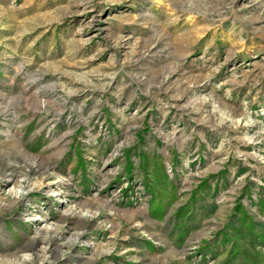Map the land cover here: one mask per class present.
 <instances>
[{
    "label": "rangeland",
    "instance_id": "obj_1",
    "mask_svg": "<svg viewBox=\"0 0 264 264\" xmlns=\"http://www.w3.org/2000/svg\"><path fill=\"white\" fill-rule=\"evenodd\" d=\"M238 202L264 233V0H0V264H216Z\"/></svg>",
    "mask_w": 264,
    "mask_h": 264
},
{
    "label": "trees",
    "instance_id": "obj_2",
    "mask_svg": "<svg viewBox=\"0 0 264 264\" xmlns=\"http://www.w3.org/2000/svg\"><path fill=\"white\" fill-rule=\"evenodd\" d=\"M129 174H131L132 162L129 160ZM209 179L205 180L192 192V199H197L196 193L198 191L204 190L210 187ZM236 214H240V221L242 225L236 227L234 230H222L220 235H222V240L224 243H229V248L227 249V254L222 261L216 264H236L239 257L242 258L244 264H264V252L258 249V246L262 244L264 246V233H260L257 230L256 222H254L253 217L249 214L240 202L236 204ZM152 213L155 217H161L164 214L163 208L154 207L152 208ZM189 205H181L175 214L178 220H185L186 216L189 214Z\"/></svg>",
    "mask_w": 264,
    "mask_h": 264
},
{
    "label": "bare ground",
    "instance_id": "obj_3",
    "mask_svg": "<svg viewBox=\"0 0 264 264\" xmlns=\"http://www.w3.org/2000/svg\"><path fill=\"white\" fill-rule=\"evenodd\" d=\"M24 180H26V179H24ZM53 181V180H52ZM62 182V180H61V177H59V178H57L54 182H51V183H49V184H59V183H61ZM20 187L16 190V192L17 193H19V192H23V193H25V192H27V191H29V188L31 187V185H28L29 186V188H27V187H25V185H22V184H20L19 185ZM51 186V185H50Z\"/></svg>",
    "mask_w": 264,
    "mask_h": 264
}]
</instances>
